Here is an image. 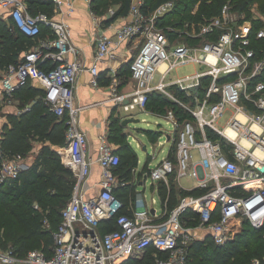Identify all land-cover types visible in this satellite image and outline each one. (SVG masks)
<instances>
[{
  "label": "built area",
  "instance_id": "2783aa9c",
  "mask_svg": "<svg viewBox=\"0 0 264 264\" xmlns=\"http://www.w3.org/2000/svg\"><path fill=\"white\" fill-rule=\"evenodd\" d=\"M51 1L57 14L75 12L74 0ZM145 1L132 0L126 16L130 21L117 30L116 38L106 34L98 37L96 59L88 69L91 83L94 87L100 85L98 62L113 60L125 41L139 40V52L130 65L137 87L128 94H115L114 99L132 115L146 111L149 94L157 92L194 119L180 121L172 110L166 114L165 119L173 126V133L168 135L172 149L154 167L148 165L147 180L156 184L174 175L190 176L199 179L203 193L182 197L163 214L152 211L143 197H137L132 214H120L124 204L116 191L127 188L130 182L118 177L115 171L120 156L104 145L98 158L101 192L86 198L81 189L91 174L93 161L88 157L87 135L80 128L84 107L74 102L79 75L86 68L75 59L78 50L70 26L47 13L31 14L26 0H0V22L9 19L14 29L29 38L38 37L43 26L53 31L52 37L40 40L15 63L0 70V106L12 104L17 90L39 82L45 92L42 99L50 111L59 118L67 117L64 163L77 178L73 195L61 212V225L53 234V255L47 257L41 250H32L20 258L10 247L0 249V264H121L128 258L142 257L150 246L167 253L157 257L156 264H189L195 238L190 223L197 220L198 228H208L218 246L231 241L234 220H248L255 229L264 226V82L252 85L264 71V59H255L251 29L227 27L231 10L228 5L222 8L220 17L204 23H187L182 28L162 25L175 1L159 5L149 15L143 12ZM182 34L199 38L201 44H181L176 36ZM257 38L264 39V30ZM188 64L199 69L184 77L170 76L177 67ZM206 79L208 86H204ZM172 89L194 98L196 106L182 101ZM201 89H205L202 96ZM227 108L235 114L222 129L217 123ZM29 110L27 107L18 113L23 115ZM209 129L223 142L211 139ZM228 129L235 131L236 139L230 137ZM1 142L0 133V186L17 179L25 169L22 156H6ZM193 152L198 153L199 160H193ZM114 218L117 228L103 233L101 224ZM252 264L261 262L255 259Z\"/></svg>",
  "mask_w": 264,
  "mask_h": 264
},
{
  "label": "trees",
  "instance_id": "16d2710c",
  "mask_svg": "<svg viewBox=\"0 0 264 264\" xmlns=\"http://www.w3.org/2000/svg\"><path fill=\"white\" fill-rule=\"evenodd\" d=\"M108 1H113L120 6L115 15L107 20V24L129 14L132 0H94L95 7L106 5L101 13L102 17L108 18L110 8H108ZM168 1H175V7L163 18L162 25L182 28L187 23H198L206 18L219 15L225 3L230 0H146L143 12L149 15L159 5ZM238 1L241 10L246 11L247 4L255 3L264 12V0ZM26 4L29 12L34 15L41 13L45 8H50L51 12L42 13L51 16L55 12L54 3L51 0H26ZM0 32L4 36L0 41V67L2 68L15 63L20 54L32 49L40 40H45L47 36H53V31L49 27L43 26L38 37H26L14 29L9 21L0 24ZM168 34L171 38L175 37L172 33ZM253 35H256L257 38L255 30L251 37ZM256 38L255 36L253 40L251 38V47L256 53L255 59L263 60L264 39L257 38L256 41ZM254 41L258 43L257 46L253 45ZM128 67L130 78L132 77L130 63ZM259 81L264 82V71L253 81L252 85ZM208 82L209 80L206 79L204 86H208ZM204 92L205 89H201L200 95L202 96ZM44 93L38 82H30L27 86L17 90L15 95L20 99L22 106H30V110L19 117L10 116L12 127L4 133L1 142L3 153L11 157L27 156L32 152L33 142L42 144V156H34L31 169L21 173L17 179H10L0 186V248L11 247L20 258L26 257L31 248L38 244H41V251L47 257L53 255V234L61 225V212L68 205L76 184L73 172L60 162V158L51 148L52 146L60 148L67 146V117L59 118L50 111L49 105L42 99ZM175 93L183 100H188L185 93L177 90ZM216 99L217 97L213 100ZM147 108L162 114L171 109L174 110L180 121H193L192 115L157 92L149 94ZM208 135L213 140L223 142L219 134L211 129L208 130ZM115 136L114 142L118 146L115 152L120 156V164L115 172L128 180L138 159L121 136L119 134ZM30 172L33 177L27 183L25 181L26 185L23 186V177ZM168 192L172 205H175V187L172 186ZM168 192L167 189L163 190V199ZM127 193L128 190L124 192L125 195ZM125 195L121 198L124 199ZM35 205H38V208ZM122 213L126 212L121 211L120 214ZM46 220L47 223H45ZM231 225L233 228L232 238L224 246L216 245L213 240L203 244L194 243L189 251V264H197L203 251L210 253L209 264H250L252 259H257L261 264H264V226L261 229H255L248 220L241 221L239 219L234 220ZM116 228L115 218L101 224L103 233ZM166 255L167 253L160 252L150 246L142 257L128 258L121 264H156L157 257Z\"/></svg>",
  "mask_w": 264,
  "mask_h": 264
},
{
  "label": "crops",
  "instance_id": "0c3cea01",
  "mask_svg": "<svg viewBox=\"0 0 264 264\" xmlns=\"http://www.w3.org/2000/svg\"><path fill=\"white\" fill-rule=\"evenodd\" d=\"M74 1H75V12L72 15H67L65 13L57 14L55 9V12L51 15V17L54 18L55 20L58 21L64 20L68 23L71 29L72 42L78 50L77 54L75 55L76 57L75 59H78L80 63L86 68L79 75L77 88L75 91L74 102L76 106L84 107L82 112L80 113V128L87 135L88 157L91 158L93 164L91 167V174L87 178V181L84 183L81 192L88 199L97 196L101 192L100 183L102 180V175H101V167L98 163L100 150L104 145H108L115 152L118 146L115 144L114 138L116 139L115 135L119 134L122 140H124L125 143L129 146V149L133 153H135L138 159L137 165H135L131 170V177L128 180H126L130 182L129 186L127 188H121L116 191L117 197L124 204V207L121 211H125L126 212L125 214H132V209L134 208L132 207V204L135 201V199H137V197H143L145 199L146 205L152 211H157L158 214H163L166 210L173 209L178 204L179 200L182 197L186 195H195V196L201 195L204 189L199 185V179L192 178L190 176L184 178H178L177 176L174 175L170 177L167 181H160L156 184L151 183L150 187L153 197L151 202L150 203L148 202L147 195L145 192H146V184L148 182L146 173L148 172V168H149L148 165L150 161L147 164H145V167L142 170H139V164H140L139 157L137 155V152L135 151V148L129 141L130 136L134 132L133 129L129 128V124L139 123V122L147 123V126L149 127L148 129L146 130L138 129V131L142 135H146L152 143H156L157 141H159V145L163 147L166 143H170L168 134L166 135V138L167 137L168 138L166 139V141H164V145H163V142L160 141L161 138L163 137L162 129L160 127H158L157 129H152L151 126L153 124L148 123L146 118L141 120L139 118L138 120H136V118L138 117L137 114H144L146 116H153L158 119L162 118L163 120H166L165 116L169 111H171V109L167 111V113L162 114L160 112H156L147 108L146 111L134 112L132 115H130V113H127L124 110V104H121L120 102L114 99L115 94L117 95L128 94L137 87V84L133 80V78L132 77L129 78L128 64L130 63L131 65L135 56L139 52V40L125 41L118 47L116 51V57L113 60H104L102 62H98L100 85L99 87H94L92 85L91 83L92 75L88 69L93 65L96 59L98 37L101 36L102 34H106L110 37L116 38L115 33L117 32V30L124 24L128 23L130 21V18L119 17L116 21L107 24V20L111 19L115 15L116 10L110 7L108 10L109 13L108 18H104L93 11L92 0H74ZM111 10L114 11L113 14L110 13ZM5 21L7 22L9 21L11 23L9 19ZM1 23L2 21L0 22V24ZM0 35H2L1 32ZM71 59H73V56H71ZM188 65H194V64H188ZM182 67L184 66L177 67L170 74V76L173 78L184 77L178 73V69ZM198 69L199 67L197 66L196 70ZM186 75H191V74H186ZM127 78L129 79L127 80ZM34 82L36 83L37 81H33V83ZM41 88L43 89L42 86ZM172 90L175 93L176 89L175 90L172 89ZM186 98H188L187 101L183 100L182 98L181 100L192 106H196V102L194 98L188 97L187 95ZM27 107L30 106L23 107L20 99L16 95L12 104H8L7 106H0V133L2 136V140L4 138V133H2L1 127L3 125L8 124L9 128H11L12 123L10 122V116L12 115L13 116L15 115L16 117L21 116L22 114L20 115L18 111ZM172 111L174 112V110ZM234 114L235 113L233 109L227 108L225 114L220 120L224 119L225 126H227L229 120L234 116ZM130 119H135L138 122H130L126 126H123L122 124L123 121ZM177 119L179 118L177 117ZM167 123L169 122L167 121ZM155 126H157V122L155 123ZM137 146L138 148L143 147L144 150H147V146L145 145L142 146V144L138 143ZM171 149L172 147H170L169 152L171 151ZM169 152L160 161L164 160L168 156ZM63 154L64 155H62L61 157V163L66 168H68L64 163V161H66V148H65V153ZM6 156L11 157L9 155ZM22 158L25 163V169L22 171L23 173L31 169L32 164L34 163V156H32V152H31L27 156H22ZM198 158H199L198 153L193 152V160H197ZM118 177L120 179L125 180L119 175ZM76 183H77V178H76ZM140 186H143L144 188L143 191L139 190ZM172 186L175 187L176 190V197L174 202L175 205H172L170 193L168 192L171 190ZM164 189H167L168 193L166 197L163 199L162 192ZM127 190L128 193L127 195H125L124 192ZM124 195L125 197L124 199H122L121 197ZM157 205H160V207H158ZM190 225L194 228V234H195V238L193 240L194 242L191 244V246L194 243L203 244L209 240H213L212 233L208 228L197 227L199 226V221L196 220L193 223H190ZM232 232H233V228H232Z\"/></svg>",
  "mask_w": 264,
  "mask_h": 264
},
{
  "label": "rangeland",
  "instance_id": "374dc122",
  "mask_svg": "<svg viewBox=\"0 0 264 264\" xmlns=\"http://www.w3.org/2000/svg\"><path fill=\"white\" fill-rule=\"evenodd\" d=\"M93 1L92 0V9L94 12H96L97 14H99L100 16L102 15L101 13L104 11L105 6L102 7H95L93 5ZM96 1V0H95ZM203 1V0H201ZM109 3V7H111L114 10H118V6H120L119 4L114 3L113 1H108ZM228 5L230 7V13H229V20H228V24L227 27H236L234 29H238V30H248L251 29V36L253 31L255 30L258 34V32L260 30H264V12L259 8L258 4L255 3H249L247 4L248 9L246 11L241 10L239 7V1H228L225 3L224 6ZM223 6V7H224ZM51 12L50 8H45L43 9L42 12ZM221 16V13L217 16L211 17V18H206L204 21H202V23H204L206 20H210L212 18H218ZM197 23V22H194ZM261 23V24H259ZM195 27V25H194ZM256 38V35H253V38ZM4 38V36L0 35V41H2ZM177 41L180 42L181 44H188L190 47H197L201 44V41L199 38H191L189 35L187 34H182V35H177L176 36ZM257 41V38H256ZM254 41L253 45L255 44L257 46V42ZM252 48V47H251ZM254 50V49H253ZM263 51H264V46H263ZM197 66L196 65H187L184 66L182 68L178 69V73L182 76H185L186 74H193L196 70ZM0 70H5V68H2ZM197 71V70H196ZM1 73V72H0ZM137 118L136 120H138V118L147 119L148 123H152L153 125L151 126L152 129H157L158 127H160L162 129V133H163V137L161 138V142H163L164 145V141H166V135H170L173 133V126L171 123H167V120H163L155 118L153 116H146L144 114H137ZM4 120V119H3ZM159 120V121H156ZM157 122V126H155V123ZM217 126L225 129V120L222 119L217 123ZM225 126V127H224ZM129 128L133 129V134L130 136L129 141L131 142V144L133 145V147L135 148V151L137 152V155L139 157V170H142L145 167V164H147L150 161L149 167H154L155 164H157L158 162H160V160L165 157L167 155V153L169 152V149L171 147V143H166L163 147H161L159 145V141H157L156 143H152L149 138L146 135H142L138 129L140 130H146L149 127L147 126V123L145 122H139V123H131L129 124ZM9 129V125H3L1 127L2 133H5L7 130ZM142 144L147 146V150H144L143 147L138 148L137 144ZM33 149H32V156H42L41 153V147L42 144L39 142H33ZM52 149H54V151L56 152L57 156L60 158V162H61V157L62 155H64L63 153H65V148H67V146L65 148H60V147H51ZM33 176L31 175V172L24 175L23 177V186L26 185V183L29 181V179H31ZM151 180L148 179V182L146 184V195H147V200L150 203L152 200V193H151ZM140 191H143L144 188L143 186L139 187ZM155 197V196H154ZM158 207H160V205H157ZM5 246V245H3ZM10 248V247H8ZM1 249V248H0ZM42 246L41 244L31 248L32 250H41ZM209 258H210V253H207V251H203L200 255V258H198V262L197 264H209ZM255 259H252L250 264L253 263ZM237 264H241V263H237Z\"/></svg>",
  "mask_w": 264,
  "mask_h": 264
},
{
  "label": "bare ground",
  "instance_id": "6f19581e",
  "mask_svg": "<svg viewBox=\"0 0 264 264\" xmlns=\"http://www.w3.org/2000/svg\"><path fill=\"white\" fill-rule=\"evenodd\" d=\"M227 133L230 135V137L232 138V139H236L235 137H236V135H235V131H233L232 129H228L227 130Z\"/></svg>",
  "mask_w": 264,
  "mask_h": 264
},
{
  "label": "water",
  "instance_id": "95a60500",
  "mask_svg": "<svg viewBox=\"0 0 264 264\" xmlns=\"http://www.w3.org/2000/svg\"><path fill=\"white\" fill-rule=\"evenodd\" d=\"M130 122H138V121H136L135 119H130V120H125V121H123V126H126L128 123H130Z\"/></svg>",
  "mask_w": 264,
  "mask_h": 264
}]
</instances>
